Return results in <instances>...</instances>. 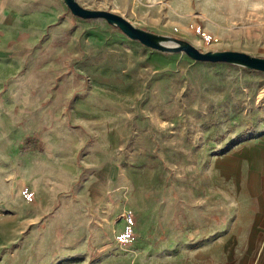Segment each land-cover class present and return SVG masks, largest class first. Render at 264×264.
<instances>
[{
  "label": "rangeland",
  "instance_id": "rangeland-1",
  "mask_svg": "<svg viewBox=\"0 0 264 264\" xmlns=\"http://www.w3.org/2000/svg\"><path fill=\"white\" fill-rule=\"evenodd\" d=\"M76 1L201 51L264 56V0ZM62 2L30 87L19 74L0 89V194L32 226L57 214L73 240L105 232L109 215L161 237L232 225L252 241L264 225V71L148 47Z\"/></svg>",
  "mask_w": 264,
  "mask_h": 264
},
{
  "label": "crops",
  "instance_id": "crops-1",
  "mask_svg": "<svg viewBox=\"0 0 264 264\" xmlns=\"http://www.w3.org/2000/svg\"><path fill=\"white\" fill-rule=\"evenodd\" d=\"M62 13V0H0V89L14 88L7 84L19 74L24 77L18 88L30 85L25 75L32 71L31 56L39 55L46 28ZM27 163L40 164L41 159L34 156ZM6 173L4 182L14 178V171L11 176L7 168ZM20 196L18 200L30 201L28 194ZM14 197L0 194V264H264V225L251 226L252 241L245 242L239 241L232 225L216 229L211 239L204 230H197L193 238L183 233L161 237L146 226L112 224L108 215L102 221L105 232L88 227L73 240L72 234L63 235L57 214L43 226H32L30 213L15 208Z\"/></svg>",
  "mask_w": 264,
  "mask_h": 264
},
{
  "label": "water",
  "instance_id": "water-1",
  "mask_svg": "<svg viewBox=\"0 0 264 264\" xmlns=\"http://www.w3.org/2000/svg\"><path fill=\"white\" fill-rule=\"evenodd\" d=\"M63 1L73 14L83 18H104L108 23L116 25L128 37L137 39L148 47L168 51L183 50L194 59L235 63L264 71V56L232 49L201 51L184 39L158 34L136 26L123 16L112 11L86 8L76 0ZM167 40L170 43H165Z\"/></svg>",
  "mask_w": 264,
  "mask_h": 264
},
{
  "label": "trees",
  "instance_id": "trees-1",
  "mask_svg": "<svg viewBox=\"0 0 264 264\" xmlns=\"http://www.w3.org/2000/svg\"><path fill=\"white\" fill-rule=\"evenodd\" d=\"M29 147H30V146H28V145H25V146H24V148H29Z\"/></svg>",
  "mask_w": 264,
  "mask_h": 264
}]
</instances>
